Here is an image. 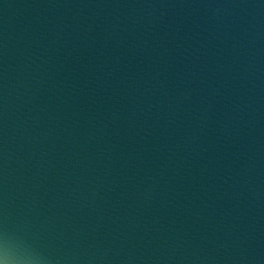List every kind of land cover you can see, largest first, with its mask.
<instances>
[{
    "label": "water",
    "instance_id": "95a60500",
    "mask_svg": "<svg viewBox=\"0 0 264 264\" xmlns=\"http://www.w3.org/2000/svg\"><path fill=\"white\" fill-rule=\"evenodd\" d=\"M0 257L264 264V0H0Z\"/></svg>",
    "mask_w": 264,
    "mask_h": 264
},
{
    "label": "clouds",
    "instance_id": "9594fccd",
    "mask_svg": "<svg viewBox=\"0 0 264 264\" xmlns=\"http://www.w3.org/2000/svg\"><path fill=\"white\" fill-rule=\"evenodd\" d=\"M0 264H8L6 257H0Z\"/></svg>",
    "mask_w": 264,
    "mask_h": 264
}]
</instances>
